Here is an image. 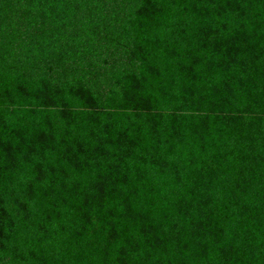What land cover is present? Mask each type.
Returning <instances> with one entry per match:
<instances>
[{
  "label": "trees",
  "instance_id": "obj_1",
  "mask_svg": "<svg viewBox=\"0 0 264 264\" xmlns=\"http://www.w3.org/2000/svg\"><path fill=\"white\" fill-rule=\"evenodd\" d=\"M0 264H264V0H0Z\"/></svg>",
  "mask_w": 264,
  "mask_h": 264
}]
</instances>
